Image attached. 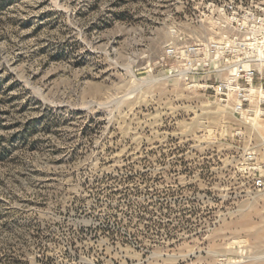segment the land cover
Here are the masks:
<instances>
[{
	"label": "rangeland",
	"instance_id": "rangeland-1",
	"mask_svg": "<svg viewBox=\"0 0 264 264\" xmlns=\"http://www.w3.org/2000/svg\"><path fill=\"white\" fill-rule=\"evenodd\" d=\"M239 66L264 0H0V264H264Z\"/></svg>",
	"mask_w": 264,
	"mask_h": 264
},
{
	"label": "built area",
	"instance_id": "built-area-1",
	"mask_svg": "<svg viewBox=\"0 0 264 264\" xmlns=\"http://www.w3.org/2000/svg\"><path fill=\"white\" fill-rule=\"evenodd\" d=\"M192 61L193 60L189 59L185 63V69L186 70H190V72L194 71V66H193V62ZM237 69H238V73H243V75L240 78H242L243 76L245 77V83H246V86H248V87H244V88H247L248 90H250L251 87H255V88H260L261 90L264 91V88H263L264 82L262 81V76L260 75V72H259L258 76H256V77H258L261 81H259L257 83L258 85L255 86L254 85V80H255V75H256L255 74V70H253V69H245L243 66H241V67L239 66V68L234 67L232 70L236 71ZM237 84L241 86L240 83H237ZM226 88L227 87H226L225 84H223V87L222 86L218 87V91H219L218 93L221 94L222 96H228L227 92H225V90H224ZM240 90H242L241 87H240ZM247 100L250 102L248 97H247ZM263 104H264V98L258 103V106L261 108V114L262 115H264V113H263L264 110L261 107V105H263ZM240 105L242 107L241 102H240ZM236 111H238V110H236Z\"/></svg>",
	"mask_w": 264,
	"mask_h": 264
},
{
	"label": "bare ground",
	"instance_id": "bare-ground-1",
	"mask_svg": "<svg viewBox=\"0 0 264 264\" xmlns=\"http://www.w3.org/2000/svg\"><path fill=\"white\" fill-rule=\"evenodd\" d=\"M231 80V79H230ZM263 90H261L260 88H255V87H251L250 88V96L252 97V98H255L256 97V99L258 100V98H260V97H262L263 96ZM257 106V105H256ZM259 109H258V111H259V113H261V108L260 107H258ZM235 109L236 110H238V111H242L241 110V105L240 104H238L236 107H235Z\"/></svg>",
	"mask_w": 264,
	"mask_h": 264
}]
</instances>
